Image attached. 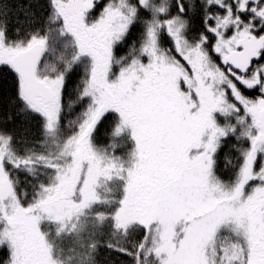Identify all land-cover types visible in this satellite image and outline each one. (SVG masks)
Wrapping results in <instances>:
<instances>
[{
	"label": "snow or ice",
	"instance_id": "6c2138e0",
	"mask_svg": "<svg viewBox=\"0 0 264 264\" xmlns=\"http://www.w3.org/2000/svg\"><path fill=\"white\" fill-rule=\"evenodd\" d=\"M0 264H264V0H0Z\"/></svg>",
	"mask_w": 264,
	"mask_h": 264
},
{
	"label": "trees",
	"instance_id": "16d2710c",
	"mask_svg": "<svg viewBox=\"0 0 264 264\" xmlns=\"http://www.w3.org/2000/svg\"><path fill=\"white\" fill-rule=\"evenodd\" d=\"M14 7H15V5H14ZM13 15H15V12H13ZM10 83V82H9Z\"/></svg>",
	"mask_w": 264,
	"mask_h": 264
}]
</instances>
